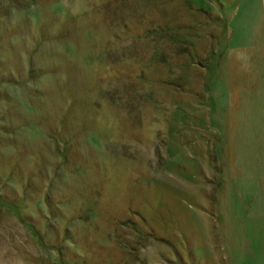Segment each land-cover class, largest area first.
<instances>
[{"label": "rangeland", "instance_id": "1", "mask_svg": "<svg viewBox=\"0 0 264 264\" xmlns=\"http://www.w3.org/2000/svg\"><path fill=\"white\" fill-rule=\"evenodd\" d=\"M0 264H264V0H0Z\"/></svg>", "mask_w": 264, "mask_h": 264}]
</instances>
